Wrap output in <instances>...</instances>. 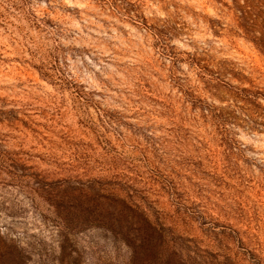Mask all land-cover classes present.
I'll return each mask as SVG.
<instances>
[{
	"label": "rangeland",
	"instance_id": "rangeland-1",
	"mask_svg": "<svg viewBox=\"0 0 264 264\" xmlns=\"http://www.w3.org/2000/svg\"><path fill=\"white\" fill-rule=\"evenodd\" d=\"M0 264H264V0H0Z\"/></svg>",
	"mask_w": 264,
	"mask_h": 264
}]
</instances>
